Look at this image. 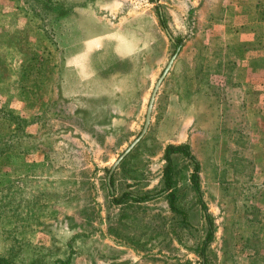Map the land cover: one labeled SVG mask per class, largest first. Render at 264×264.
<instances>
[{
	"label": "rangeland",
	"instance_id": "1",
	"mask_svg": "<svg viewBox=\"0 0 264 264\" xmlns=\"http://www.w3.org/2000/svg\"><path fill=\"white\" fill-rule=\"evenodd\" d=\"M43 2L47 11L33 13L24 0H0V255L202 264L206 221L185 158L174 162L180 214L164 195L120 206L108 197L155 196L164 147L188 144L213 224L205 264H264V98L252 96L260 62L254 48H238V35H226L240 0ZM169 60L146 131L107 184ZM3 112L24 120L22 130Z\"/></svg>",
	"mask_w": 264,
	"mask_h": 264
},
{
	"label": "trees",
	"instance_id": "2",
	"mask_svg": "<svg viewBox=\"0 0 264 264\" xmlns=\"http://www.w3.org/2000/svg\"><path fill=\"white\" fill-rule=\"evenodd\" d=\"M24 3H26L29 8L32 9L33 13L35 10V6L40 5L42 12L47 11V7L48 5L46 4V2H43V0H24ZM40 17L43 18L44 16L40 14ZM158 22L160 24V26L162 27V29L164 30V32L166 34H168L167 32V27L164 24L162 15L160 13H158ZM211 89V94L215 95V97L218 100H223V96L224 93L221 92L222 89L219 88H212ZM204 91V90H203ZM221 93V94H220ZM187 92L184 91L182 98H186L187 97ZM204 94L206 96L209 95V93H207V91H204ZM180 97V96H179ZM225 99V97H224ZM187 100V99H186ZM4 114H2V117L8 121L9 123H13L16 131H21L22 127L24 125V120H22L21 118H18L16 116H13L11 113L9 112H3ZM7 115V116H6ZM15 135H10L8 136V140L11 139L10 141H13L14 144L18 145L19 144V140L15 141ZM6 139V140H7ZM2 139H0V146H3L4 144L1 143ZM18 142V143H17ZM189 146L188 144H179V145H172V144H168L164 147L163 152H162V160L164 162V166L162 168L161 171V186L162 188L156 192L155 196L151 197V196H134L128 192H123L120 194V196L113 198L112 197V193H110L108 195V197H110L109 199L111 200V204H113L114 206H120L123 205L124 203L127 204L128 202H134V203H142V202H147L148 200H150L151 198H156L159 197L161 195L165 196L167 205L169 207V209L171 210L172 213H179L178 208H176L174 206V202L176 199V195H175V182H174V162H175V158L176 157H183L185 158L189 164H190V173L188 175V182L190 185V188L192 189L193 193L196 196V199L198 200V203L200 205V209L203 213V217L204 220L206 221V230H205V236L204 239L201 242L200 245V250H199V256L200 258H202V264H205V249L208 247V245L210 244L211 240H212V235H213V224L211 222L210 216L207 212V208L206 206L203 204L202 200H201V194H200V182H199V164L198 162L194 159V157L191 155L190 151H189ZM2 153L0 152V155ZM110 185L113 183L112 181V177H110V181H109ZM48 190V188H46ZM112 197V198H111ZM185 218H182V222L184 223ZM248 241V240H247ZM258 255L256 252H254V256ZM30 260L23 262V260L21 261H17L15 259V254L10 250L9 252H6L4 255H0V264H44L42 261H39V258L37 259L33 254H31L29 256ZM254 258H251V260ZM257 260H261L260 258H256Z\"/></svg>",
	"mask_w": 264,
	"mask_h": 264
},
{
	"label": "crops",
	"instance_id": "3",
	"mask_svg": "<svg viewBox=\"0 0 264 264\" xmlns=\"http://www.w3.org/2000/svg\"><path fill=\"white\" fill-rule=\"evenodd\" d=\"M238 10L239 16H236L238 19L237 26L234 24V21L229 20L228 25H226V35L231 38L233 35H238V48L241 50L248 48L255 49L254 61H256V64L260 62V68L256 67L253 72L258 82L255 83V87H252L254 89L252 90V96L261 99L264 98V0H240ZM233 29L238 32L233 33ZM241 56L243 60H248L245 51ZM259 103H262L260 107L258 106ZM258 104L257 107H259L260 110L263 109L261 105H264V100L258 101Z\"/></svg>",
	"mask_w": 264,
	"mask_h": 264
},
{
	"label": "water",
	"instance_id": "4",
	"mask_svg": "<svg viewBox=\"0 0 264 264\" xmlns=\"http://www.w3.org/2000/svg\"><path fill=\"white\" fill-rule=\"evenodd\" d=\"M171 62H172V60H169V62L167 63L166 67L164 68V70L160 74L159 78L156 80L155 84L153 85V88L151 90V93H150V96H149V99H148L147 107H146V110H145L144 123H143L142 130H141L140 134L129 144V146H127V148L124 150V152L113 162L111 168L109 169L107 177H106L107 184L109 183L110 176H111L112 171L115 168V166L123 158V156L126 155L130 151V149L136 144V142L141 138V136L146 131V128H147L148 123H149L150 113H151V109H152V104H153L156 92L158 90L160 82L162 81L163 77L165 76L167 70L169 69Z\"/></svg>",
	"mask_w": 264,
	"mask_h": 264
}]
</instances>
